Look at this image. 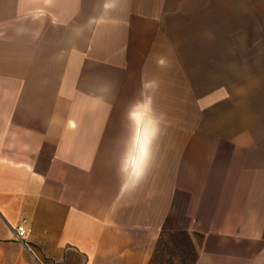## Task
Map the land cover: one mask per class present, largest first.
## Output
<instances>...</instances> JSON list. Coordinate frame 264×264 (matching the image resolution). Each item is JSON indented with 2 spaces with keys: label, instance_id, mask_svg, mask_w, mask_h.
Returning a JSON list of instances; mask_svg holds the SVG:
<instances>
[{
  "label": "crops",
  "instance_id": "crops-1",
  "mask_svg": "<svg viewBox=\"0 0 264 264\" xmlns=\"http://www.w3.org/2000/svg\"><path fill=\"white\" fill-rule=\"evenodd\" d=\"M157 1L116 0L105 10V0H0V264H264V13L254 10L257 0H247L251 15L234 11L236 52L228 53L222 36L201 60L221 81L230 57L248 67L236 69V81L261 82L234 108L236 183L224 184L225 142L209 139L219 146L210 166L205 151L183 153L196 139L163 133L148 179L131 195L121 192V65L103 69L98 57L85 59V35L88 41L104 24L123 27ZM210 46L218 48L213 61ZM226 117L217 128H229ZM23 224L21 242L15 229Z\"/></svg>",
  "mask_w": 264,
  "mask_h": 264
},
{
  "label": "rangeland",
  "instance_id": "rangeland-1",
  "mask_svg": "<svg viewBox=\"0 0 264 264\" xmlns=\"http://www.w3.org/2000/svg\"><path fill=\"white\" fill-rule=\"evenodd\" d=\"M251 6L253 5L247 0H158L146 12L132 13L123 27L104 24L101 25L99 34L90 35L88 41L85 35V59L98 57L95 64L99 63L103 69H110V66L116 64L115 61L121 65L119 71L122 75L117 82L118 97L115 99L118 108H125L127 111L130 104L139 98L142 81L155 80L158 84L155 110L163 114L165 125L169 128L164 130V137L188 136L196 139V145L185 146L183 153L199 155L205 151L207 153L204 155L211 160L210 166L213 165L211 158L214 150L219 149V146H212L209 139L221 140L220 144L225 142L228 145V152L225 154L223 151L225 155L222 156L225 167L222 166L221 169L227 174L226 185L236 183L235 139L239 127H236L235 105L239 96L259 90L261 82H257L255 78L244 82L236 81V69L246 68L247 65H240L230 57L225 62L228 71H231L230 75L228 74L226 81H221L214 67H205L202 59L207 56L208 43L215 42L217 45L223 37H227L228 53L236 52L232 37L229 36L239 28L234 11L240 7L251 15ZM253 8L257 13H264V1L257 0ZM249 19L245 24H249ZM223 30H227L228 36H224ZM262 32L264 34V26L261 27L260 34ZM91 47L94 50L91 51ZM210 47L209 57L213 61L216 60L215 50L218 48ZM160 61L164 63L161 64ZM91 62L88 60V63ZM244 63L245 61L242 64ZM221 67L220 64L216 66L217 69ZM108 84L110 85L109 82ZM189 106L192 110L188 109ZM224 109L229 110L227 117ZM257 116L259 118V114ZM224 117L229 128L221 130L217 127L224 121ZM221 148L223 150L224 147ZM195 163L198 168L203 169L202 162ZM183 170L187 174V166ZM195 171L196 169L189 174H194Z\"/></svg>",
  "mask_w": 264,
  "mask_h": 264
},
{
  "label": "clouds",
  "instance_id": "clouds-1",
  "mask_svg": "<svg viewBox=\"0 0 264 264\" xmlns=\"http://www.w3.org/2000/svg\"><path fill=\"white\" fill-rule=\"evenodd\" d=\"M115 7L116 0H105V10ZM157 89L155 80L142 81L139 98L130 104L125 115V134L118 167L123 194L135 193L148 179L157 161L165 125L163 114H158L154 106ZM107 91L105 89L104 93ZM98 98L103 99V96Z\"/></svg>",
  "mask_w": 264,
  "mask_h": 264
},
{
  "label": "built area",
  "instance_id": "built-area-1",
  "mask_svg": "<svg viewBox=\"0 0 264 264\" xmlns=\"http://www.w3.org/2000/svg\"><path fill=\"white\" fill-rule=\"evenodd\" d=\"M26 234H27V229L24 224L15 229V238L18 241L24 242Z\"/></svg>",
  "mask_w": 264,
  "mask_h": 264
}]
</instances>
